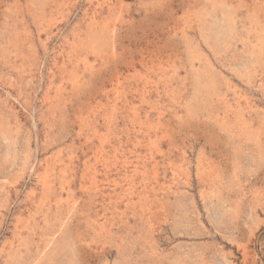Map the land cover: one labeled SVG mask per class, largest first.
<instances>
[{
    "label": "rangeland",
    "instance_id": "1",
    "mask_svg": "<svg viewBox=\"0 0 264 264\" xmlns=\"http://www.w3.org/2000/svg\"><path fill=\"white\" fill-rule=\"evenodd\" d=\"M0 264H264V0H0Z\"/></svg>",
    "mask_w": 264,
    "mask_h": 264
}]
</instances>
